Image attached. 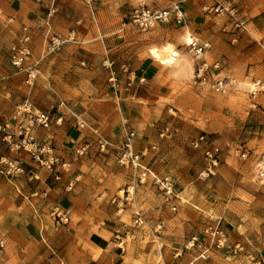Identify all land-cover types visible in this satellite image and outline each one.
<instances>
[{
    "label": "crops",
    "instance_id": "crops-1",
    "mask_svg": "<svg viewBox=\"0 0 264 264\" xmlns=\"http://www.w3.org/2000/svg\"><path fill=\"white\" fill-rule=\"evenodd\" d=\"M216 3L234 8L244 28L206 11ZM140 5L167 9L170 17L141 32L128 19ZM23 26L31 35L28 64L51 38L63 40L39 64L32 86L25 83V71L8 61ZM255 34L264 41V0H92L91 7L83 0H0V117L9 118L28 98L53 118L48 129L35 125L34 135L69 164L51 172L22 156V175L9 179L0 173V236L5 240L0 264H189L199 249H187L186 242L195 236L207 245L208 217L221 218L229 246L241 249H209L200 264H264V232L230 210L216 187L206 186L209 181L198 180L192 158L202 148L192 150L180 136L185 123L172 122L178 133L172 140L158 136L166 119L174 120L170 110L180 115L175 100L164 101L176 97L173 86L193 80L198 62L207 64L209 76L235 58H250L245 66L253 65L252 54L262 44ZM186 36L197 46L208 44L200 59L187 50ZM166 45L179 53L170 64L151 54L156 48L166 56ZM79 120L110 141L104 152L87 128L77 126ZM131 131L140 165L172 180L175 211L163 203L143 169L117 163ZM0 155L17 156L1 142ZM142 175L145 182L138 181ZM127 187H133L131 200L118 210L110 200ZM53 207L68 213L66 223L53 219ZM136 211L144 223L131 228L133 239L120 248L114 233L125 231Z\"/></svg>",
    "mask_w": 264,
    "mask_h": 264
},
{
    "label": "rangeland",
    "instance_id": "rangeland-1",
    "mask_svg": "<svg viewBox=\"0 0 264 264\" xmlns=\"http://www.w3.org/2000/svg\"><path fill=\"white\" fill-rule=\"evenodd\" d=\"M254 36L261 39V36L256 34ZM190 40L191 38L186 39L185 44ZM261 43L252 54L253 65L245 66L250 58L239 60L235 58L227 68L214 76H209L205 83L201 84L193 78L179 87L173 86L172 91L176 97L164 101L169 103L175 100L174 104L180 117L170 110L169 114L174 120L166 119L167 123L163 128H169L171 137L160 136L163 128L158 136L161 139L172 140L178 134L173 124L178 120L185 123L184 131L180 136L190 141L192 150L202 148L200 155L192 158L199 172L205 169L206 161L203 147H194V141L201 135L214 141L220 136L224 138L223 142L216 141L220 152L211 173L207 178L198 180L204 183L209 181L206 186L216 187L218 198L223 199L230 210L247 218L248 221L251 220L252 227L264 232V41L262 39ZM45 47L46 44L35 59V61L40 60L39 64L51 55L41 59ZM187 50L189 51L188 46ZM176 53L179 55L178 52ZM191 54L193 55L192 52ZM38 76L39 72L33 84ZM217 80L222 83L219 90L212 86ZM121 194L122 192H119V195ZM207 220L209 221L206 224L214 218L208 217Z\"/></svg>",
    "mask_w": 264,
    "mask_h": 264
},
{
    "label": "built area",
    "instance_id": "built-area-1",
    "mask_svg": "<svg viewBox=\"0 0 264 264\" xmlns=\"http://www.w3.org/2000/svg\"><path fill=\"white\" fill-rule=\"evenodd\" d=\"M88 6H92V0H83ZM206 11L212 12L215 15H220L222 17H227L229 21L237 26L244 28L242 23L238 20L236 11L229 5L216 3V5L207 7ZM176 17L179 18L180 15L175 8ZM170 17V11L167 9H157L150 8L145 5H140L133 8L129 15V22L139 31L147 32L153 28L158 23L167 22ZM31 42V35L29 29L23 26L21 29V34L16 39L8 53L9 63L20 69L24 70L26 73L25 83L29 86L33 85V82L38 73V64L40 60H36L28 64L31 52L29 44ZM63 40L58 38H51L44 48L43 55L41 59L45 56L54 53L61 45ZM195 40L191 42H186L189 47V51L193 53L196 59L201 58L202 49L206 48L208 44H203L202 46H197ZM113 62L110 61L106 67L109 69L110 78L109 81H115V73L111 70ZM208 66L203 62H198L195 65L194 70V80L199 83H205L207 78H210L207 74ZM214 79V78H213ZM212 79V80H213ZM222 83L220 81H214L212 86L214 89L219 90ZM61 118H56V122H59ZM53 122L52 116L43 110L37 109L32 102L25 98L20 105L17 106L14 113L6 119L0 117V142L5 144L9 151L14 152L17 156L10 158L4 155H0V173L9 179L16 178L24 173V168L22 165V156H26L33 164L38 167L45 168L48 171L56 172L59 168L66 169L69 164L62 159L61 156L55 153L53 147L45 141L38 139L33 133V127L39 126L44 129L51 127ZM77 126L80 128H87L92 135V140L96 144L99 152H104L109 146L110 141L105 138L97 129L88 126L85 122L79 120ZM171 131L168 127L161 130L160 136L171 137ZM134 137V132H129L126 134L124 141L119 148V155L116 159L117 163L123 167L140 168L145 171L150 177L151 184L155 186L163 200V203L170 206V208L175 211L176 206L172 204L173 200L178 198V195L174 189L173 182L170 178H161L155 173L146 169L140 165L138 155L134 154L131 149V140ZM194 147H203V155L206 161V167L204 170L200 171L197 175L198 179H204L209 176L212 168L216 164L219 158L220 148L216 141L209 139L203 135L199 136L193 143ZM87 148L83 146L82 150ZM145 175L139 176L138 181L144 182ZM133 187H127L121 195H114L111 198V202L116 205L118 210L124 208L125 204L131 200L133 194ZM132 190V191H130ZM51 215L53 219L58 223H66L67 215L66 211L61 210L58 207H53L51 210ZM144 223L143 216L140 212L136 211L131 224L127 225L125 231L117 230L114 233V240L116 244L122 248L125 245V240H132L133 234L131 228L135 226H140ZM204 233L208 239L207 245L199 241L195 236L191 237L186 242V248H198L199 253L195 260L189 264H200L199 261L205 260L207 258V251L209 249H225L233 253L240 251L241 247L239 244L229 246L228 238L222 229L221 218H215L211 220L205 227ZM5 240L0 236V255L4 251Z\"/></svg>",
    "mask_w": 264,
    "mask_h": 264
},
{
    "label": "bare ground",
    "instance_id": "bare-ground-1",
    "mask_svg": "<svg viewBox=\"0 0 264 264\" xmlns=\"http://www.w3.org/2000/svg\"><path fill=\"white\" fill-rule=\"evenodd\" d=\"M186 39H190L189 36H186ZM188 41V40H187ZM186 41V42H187ZM191 42V40L189 41ZM171 46H163V50L167 52V55L165 53L166 56H161L160 53L158 52V50L156 48L151 49V54L153 55V57H155L156 59H158L160 62H162L163 64H170L172 63L176 57H178L179 55L170 48ZM175 62V61H174ZM186 65V64H185Z\"/></svg>",
    "mask_w": 264,
    "mask_h": 264
}]
</instances>
